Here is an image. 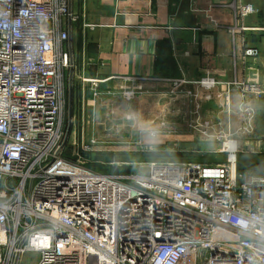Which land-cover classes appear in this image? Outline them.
<instances>
[{"label":"built area","instance_id":"obj_1","mask_svg":"<svg viewBox=\"0 0 264 264\" xmlns=\"http://www.w3.org/2000/svg\"><path fill=\"white\" fill-rule=\"evenodd\" d=\"M80 17L71 0H0V264H264V174L239 173L233 154L212 164L141 160L127 173L90 166L101 143L88 133L97 125L90 92L147 78L88 76L93 59L72 38ZM67 76L71 92L80 83L78 107L70 93L76 118ZM122 88L133 98L142 86ZM248 92L262 95L257 83Z\"/></svg>","mask_w":264,"mask_h":264},{"label":"crops","instance_id":"obj_2","mask_svg":"<svg viewBox=\"0 0 264 264\" xmlns=\"http://www.w3.org/2000/svg\"><path fill=\"white\" fill-rule=\"evenodd\" d=\"M249 4L254 12L242 16ZM71 7L81 16L72 29L75 50L81 57L85 46L93 59L88 76L147 78L137 116L121 123L140 132L130 134L132 141L152 146L158 140L150 132L157 130L182 146L223 145L218 151L236 162L245 155L248 176L264 174V0H71ZM86 24L92 27L83 30ZM247 48L259 53L246 56ZM207 78L217 84L202 85ZM246 83L259 84L261 97L244 94ZM126 86L129 81L109 79L99 98L88 97L95 129L111 121L103 120V110L115 104L116 88ZM227 141L236 142L235 151Z\"/></svg>","mask_w":264,"mask_h":264},{"label":"rangeland","instance_id":"obj_3","mask_svg":"<svg viewBox=\"0 0 264 264\" xmlns=\"http://www.w3.org/2000/svg\"><path fill=\"white\" fill-rule=\"evenodd\" d=\"M75 46V42L73 41ZM70 77V75H69ZM105 84V83H104ZM142 86V82H129V86ZM72 98H73V106L77 102V107L79 106V93L74 92L75 87L80 86L79 80L74 77L72 80ZM100 88L98 91L100 92ZM125 88V87H124ZM117 93H113L114 99L112 104L109 106V109H104L102 117L103 120L109 117L111 121L107 125H100L94 130L93 128H89L88 133H94L97 141H100V145H98V149L93 151V162L95 163L93 166L95 169L101 172L106 173H127L132 171H138L139 167L136 161L141 160H183V161H192L200 164H212L217 162H225L228 158V152L226 151H218V149H224L223 145L213 148L212 146H182L178 144V140L173 139L172 135L167 136L166 131H154L156 132L157 140L160 143L153 144L152 146L145 147L144 144H137L135 141H132L130 134L134 135L136 133H140L137 128L133 131L128 130L129 126H123L121 123L123 119L130 118L133 120V116H137V107L139 106V102H142L143 86L140 92L135 97L129 98L124 92L123 88H116ZM101 93V92H100ZM65 96L67 99V103L70 98V88L68 87V76L66 79V90ZM88 97H94L93 92H90ZM115 100V101H113ZM129 105L133 107V109L129 108ZM119 106V107H118ZM68 109V105H67ZM113 109V111H110ZM73 112V109H72ZM68 113V111H67ZM68 115V114H67ZM78 113L73 112V116L76 118ZM120 119L117 122L115 119ZM128 121V119H126ZM75 123V122H74ZM76 123L79 124V120H76ZM113 123H116L115 125ZM118 123V124H117ZM197 125V123H195ZM204 124V123H203ZM93 127V126H92ZM200 127V126H198ZM206 130H204V133ZM201 132L199 131L198 134ZM207 133V132H206ZM210 133V132H208ZM229 133V132H228ZM144 135V134H143ZM137 136V135H136ZM202 136V135H201ZM204 137L206 135L203 134ZM90 138V137H89ZM175 141V144H174ZM166 142V143H163ZM231 142L228 141V146L230 148ZM237 146V144H236ZM215 149V150H214ZM235 151V150H233ZM70 155V152H66ZM97 153V154H96ZM99 156L100 161L94 160ZM242 156L239 155V159L237 162V170L239 173L248 174V170L251 169V164L245 160ZM123 162H130V164H124ZM101 164V165H100ZM124 167V168H122ZM34 255H38L37 253H29L27 257H32Z\"/></svg>","mask_w":264,"mask_h":264},{"label":"bare ground","instance_id":"obj_4","mask_svg":"<svg viewBox=\"0 0 264 264\" xmlns=\"http://www.w3.org/2000/svg\"><path fill=\"white\" fill-rule=\"evenodd\" d=\"M227 145H228V141H227ZM236 148H237V146H236V142L235 141H232L231 142V145H230V148H229V150H236ZM234 156H233V160H234Z\"/></svg>","mask_w":264,"mask_h":264},{"label":"trees","instance_id":"obj_5","mask_svg":"<svg viewBox=\"0 0 264 264\" xmlns=\"http://www.w3.org/2000/svg\"><path fill=\"white\" fill-rule=\"evenodd\" d=\"M74 92H77V87H75V91ZM97 154V153H96ZM94 160H99V156H97L96 157V159L94 158ZM95 163H98V162H94V163H90V166L92 167V168H94L95 169V167L93 166ZM101 165V164H100ZM122 168H124V167H122ZM97 170V169H96ZM104 173H106V172H104Z\"/></svg>","mask_w":264,"mask_h":264},{"label":"water","instance_id":"obj_6","mask_svg":"<svg viewBox=\"0 0 264 264\" xmlns=\"http://www.w3.org/2000/svg\"><path fill=\"white\" fill-rule=\"evenodd\" d=\"M71 90H72V88H71ZM70 93H72L71 91H70ZM69 111H70V115H71V111H72V103H71V95H70V106H69Z\"/></svg>","mask_w":264,"mask_h":264}]
</instances>
